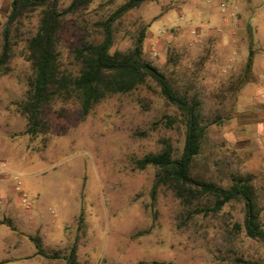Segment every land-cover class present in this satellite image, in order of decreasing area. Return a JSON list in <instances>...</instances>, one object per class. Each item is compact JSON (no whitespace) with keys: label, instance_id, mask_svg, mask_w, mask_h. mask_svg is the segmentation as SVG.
<instances>
[{"label":"rangeland","instance_id":"374dc122","mask_svg":"<svg viewBox=\"0 0 264 264\" xmlns=\"http://www.w3.org/2000/svg\"><path fill=\"white\" fill-rule=\"evenodd\" d=\"M124 1L94 0L68 19L64 68L77 71L82 37L99 41L94 23ZM10 4L0 0V53ZM39 18L31 12L11 26L12 56L0 75V163L10 172L0 174V195L8 191L0 264H65L74 244L82 264H264V242L246 233L243 201L213 211V196L197 192L186 203L168 186L153 201L157 169H139L137 160L165 142L178 156L184 145L181 113L154 80L102 99L86 116L79 100L58 98L44 108L48 135L30 139L19 104L34 75L23 52ZM115 28L113 52L128 51L144 29V59L198 102L207 133L192 176L226 187L233 175L249 176L264 226V69L242 85L251 50L254 62L264 58V0H147ZM31 237L58 257L34 254Z\"/></svg>","mask_w":264,"mask_h":264},{"label":"trees","instance_id":"16d2710c","mask_svg":"<svg viewBox=\"0 0 264 264\" xmlns=\"http://www.w3.org/2000/svg\"><path fill=\"white\" fill-rule=\"evenodd\" d=\"M94 0H11V10L5 27V42L0 53V75L8 72L12 56L9 41L11 26L25 14L39 11V25L25 44L23 56L30 63L34 75L28 80L27 97L19 104V111L27 119L26 133L30 139L48 135L49 121L44 116V108L54 100L77 99L81 102V114L86 116L102 99L117 93H128L154 80L161 94L180 111L184 125V145L180 155L174 154L169 142H165L158 153L147 154L137 160L139 169L153 166L157 176L152 187L155 202L157 189L168 186L176 196L186 203L197 197V192L213 196V211L222 209L233 200H241L245 205V229L249 237L264 242V226L261 221L262 209L254 199L249 176L233 175L229 186L192 176L191 166L201 153L207 124L197 101L189 100L170 82L167 75L143 57L146 32L143 29L137 36L133 47L128 51H112L115 43V25L130 11L140 7L147 0H125L108 17L94 23L95 31H101L99 41L90 40L85 35L81 46L73 51L76 72L63 67V29L68 19L87 10ZM254 50L244 68L242 85L252 75ZM174 123L173 117H167ZM46 141L47 138H44ZM3 222V221H2ZM36 242L38 253L57 258L55 253L43 250L39 238ZM65 264H82L78 259L77 244L64 256ZM150 264H170L153 260Z\"/></svg>","mask_w":264,"mask_h":264},{"label":"crops","instance_id":"0c3cea01","mask_svg":"<svg viewBox=\"0 0 264 264\" xmlns=\"http://www.w3.org/2000/svg\"><path fill=\"white\" fill-rule=\"evenodd\" d=\"M255 54L256 53H254V56H255ZM263 69H264V58L263 59H261L260 61H258V62H254V60H253V68H252V75H251V78L252 79H257L258 78V76L257 75H259V74H261V72L263 71ZM256 72V73H255ZM259 73V74H258ZM5 189H2L1 190V192H2V196L0 195V198L2 199L1 200V202L2 203H0L1 205H6V193L8 192H5L4 191ZM6 208H7V210H9L8 209V206H6ZM21 238H15V246H17L18 244H21V240H20ZM38 253V251H36L34 254H37ZM26 257H30V255H28V256H26ZM20 258V257H19Z\"/></svg>","mask_w":264,"mask_h":264},{"label":"built area","instance_id":"2783aa9c","mask_svg":"<svg viewBox=\"0 0 264 264\" xmlns=\"http://www.w3.org/2000/svg\"><path fill=\"white\" fill-rule=\"evenodd\" d=\"M222 6H223V8H225L226 7V3H222ZM9 173L10 172L8 171V169L6 167V164L5 163H3V164L0 163V174L8 175ZM1 200L2 199L0 198V203H2Z\"/></svg>","mask_w":264,"mask_h":264}]
</instances>
